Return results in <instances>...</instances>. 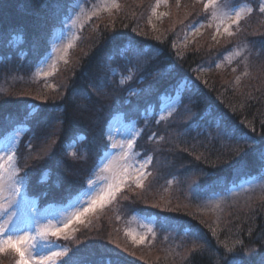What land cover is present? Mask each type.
<instances>
[{"label": "trees", "instance_id": "1", "mask_svg": "<svg viewBox=\"0 0 264 264\" xmlns=\"http://www.w3.org/2000/svg\"><path fill=\"white\" fill-rule=\"evenodd\" d=\"M77 1L0 0V138L21 129L14 163L20 176L28 174L24 199L39 213L86 192L110 150L105 134L116 115L138 122L135 151L152 158V169L150 183H128L73 234L59 237L67 251L57 264H264V199L232 205L220 218L198 203V196L264 176L254 151L264 143V0H223L253 11L229 36L206 27L189 44L184 35L209 17L205 1L169 0L155 28L157 0H120L90 21L48 82L22 76L49 53ZM240 45L246 62L207 72ZM181 86L178 108L158 123L164 99ZM250 138L257 144H246ZM132 214L157 217L148 244L128 241L124 225ZM171 234L177 245L163 242ZM0 264H17L16 254Z\"/></svg>", "mask_w": 264, "mask_h": 264}, {"label": "rangeland", "instance_id": "2", "mask_svg": "<svg viewBox=\"0 0 264 264\" xmlns=\"http://www.w3.org/2000/svg\"><path fill=\"white\" fill-rule=\"evenodd\" d=\"M203 1H205L206 8L209 9V17L207 20H204L187 31L184 35L183 44L192 42L206 27H212L217 38L229 36L234 32V28L239 22L253 11V7L249 3L229 8L223 0ZM168 2L169 0L156 1L150 13V22L155 28L159 26L162 17L168 13ZM119 5L120 0H79L75 2L64 22L54 31L49 41L50 52L48 55L33 68H27L26 74L22 76L34 82H48L61 64L68 59L71 50L78 42L81 32L90 21L104 13H111L113 10L117 9ZM262 7H264V1ZM235 13H239L240 15L238 23L235 22ZM225 29H227V31H225ZM247 53L245 45H240L239 48L226 54L217 63L216 67L210 68L207 72H212L211 70L213 69L220 70L230 67L236 62H239L242 58H245L244 61L246 62ZM127 77V75H121V83H125ZM2 89H4V87H1V90ZM181 89H183V87H181ZM181 95L182 90H180L175 100L168 98L164 102L157 117L158 121L168 119L172 113L176 111ZM161 115H163V119H160ZM134 128L140 130L141 134V127L138 122L127 118L125 115H116L109 123L105 138L107 137V140L110 141L108 143L111 150L107 153L105 152L106 155L100 166H98V172L94 174V176H89L86 192L90 193V197L87 200L82 199L81 195L72 202H70L69 199L67 202L70 203L66 207L65 204L59 203L44 211L36 213V216L40 220V226L49 227L52 231H55L56 234L53 235L50 231L43 238H38L35 241V248L32 249L35 253L39 255L53 250L59 251L62 249L57 243L59 237L73 234L80 224H85L92 214L99 208L108 204L128 183L132 181L137 183L139 179V185H144L149 181L148 175L150 169H152V164L150 162L141 170L139 164L146 157L144 154L135 151L136 141L140 134L136 136L132 149L129 150L127 148V137ZM109 132L111 136L108 135ZM21 135L22 132L20 128L16 129L12 134L6 135V139L0 142V155H4L5 152L13 148L16 151ZM74 148V146H71L70 150H74ZM102 149L103 155V152L106 150L104 146ZM5 166L7 167V164H5ZM168 186L172 187L173 181L169 182ZM151 188L153 187L151 186ZM110 190L114 191V195H108ZM178 191L181 192L182 190L179 188ZM6 195H10V193H6ZM101 196L103 197L102 199ZM91 197L97 199L98 202L95 205L90 203ZM198 198L199 206L205 214L220 218L232 205L239 204L240 207H243L246 205L245 203L252 202L254 199H264V176L258 179L245 180L226 192L208 197L198 196ZM191 199L193 198L191 197ZM27 203L29 206H33L31 201ZM3 206L5 208H10L12 204L10 201L5 200ZM84 209L91 210L83 211ZM77 213H81L78 219L76 218ZM32 219V214L25 209L23 213L18 214L15 224L18 225L20 229H26L32 235H36L37 225L32 222ZM5 228L10 229L12 232L16 231V227L12 225L6 224ZM124 228L129 242L137 246L144 245L155 238V234L158 231V221L155 218H149L148 215L140 216L138 214H132L125 222ZM50 236L54 237L53 241L49 239ZM171 236L173 238L167 240L168 237H165L163 242L177 245V236L174 234H171ZM8 252L13 251L9 250ZM6 253L0 255V262ZM61 255L54 257L49 264H57Z\"/></svg>", "mask_w": 264, "mask_h": 264}, {"label": "snow or ice", "instance_id": "3", "mask_svg": "<svg viewBox=\"0 0 264 264\" xmlns=\"http://www.w3.org/2000/svg\"><path fill=\"white\" fill-rule=\"evenodd\" d=\"M261 12H264V7L260 8ZM236 21L239 22L240 15L235 13ZM227 31V29H225ZM22 38V37H21ZM114 40H118L119 37H113ZM123 51V49L121 50ZM170 114V112H169ZM160 119H163L161 115ZM159 123V121H157ZM140 134V130L133 129V131L127 137V148L132 149L133 143L136 136ZM111 136V133H108ZM155 134H153L154 136ZM220 135L224 137L229 136V131L226 127L220 128ZM150 137L149 139H151ZM248 145L257 144V141L250 138L245 141ZM69 147H71V142H69ZM255 153L258 154V158L264 162V143H261L259 147L254 149ZM134 155V153H133ZM16 158L15 149H10L5 152L4 155H0V255L13 251L17 256V264H49L54 257L66 253V249H60L59 251L53 250L50 252H45L41 254L35 253L32 249L35 248V241L38 238H43L48 232L55 235L56 232L52 231L49 227L40 226V220L36 216V209L34 206H29L27 201L24 199V193L21 189L25 186L26 180L28 179V174L25 173L24 176L19 175V168L13 162ZM151 162V157H146L140 164L139 168L143 170L145 165ZM7 164V167L5 166ZM46 178V177H45ZM140 181L137 180L139 185ZM10 193V195H6ZM109 196L114 195V191H109ZM90 197V193L85 192L82 195V199L87 200ZM103 197L101 196V199ZM10 201L12 206L10 208H5L3 206L4 201ZM95 197H91L90 203L95 205L97 203ZM27 209L32 214V222L37 225L36 235H32L26 229H20L18 225L15 224V220L18 214H21ZM91 209H84L83 211H89ZM81 213L76 214V218H79ZM12 225L16 227V231L12 232L10 229L5 228V225ZM67 226V225H66Z\"/></svg>", "mask_w": 264, "mask_h": 264}]
</instances>
